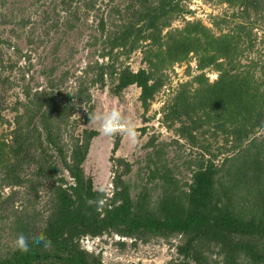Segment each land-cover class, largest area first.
Returning a JSON list of instances; mask_svg holds the SVG:
<instances>
[{"label":"trees","instance_id":"1","mask_svg":"<svg viewBox=\"0 0 264 264\" xmlns=\"http://www.w3.org/2000/svg\"><path fill=\"white\" fill-rule=\"evenodd\" d=\"M53 1L51 13L28 15V7L10 10V0H0V264H103L81 248V239L114 235L133 240L135 248L167 242L170 253L175 248L171 264H264V66L243 64V45L249 41L246 50L253 51L254 31L264 26V0H205L238 11L233 28L227 17L215 21L218 31L229 28L220 36L201 21H187L183 0H107V15L100 0ZM93 14L98 36L89 46L103 62L90 60L79 76L56 67L60 59H54L41 74L46 83L23 87L7 139L2 127L11 125L4 113L16 88L11 74L24 57L12 36L4 39L6 32L20 41L29 28L26 41L39 48L56 41V57ZM178 20L183 27L173 28ZM138 52L146 68L134 72L128 61ZM193 58L201 73L163 109L162 123L177 140L146 145L151 151L139 169L140 183L125 180L133 166L113 156V194L96 190L85 164L100 132L77 134L94 114L92 90L109 86L118 96L137 86L146 115L167 85V70ZM206 70L217 72L218 80L210 83ZM83 108L84 117L73 120ZM119 146L118 140L113 151ZM171 148L175 159L166 158ZM21 233H42L51 247L16 250Z\"/></svg>","mask_w":264,"mask_h":264},{"label":"rangeland","instance_id":"2","mask_svg":"<svg viewBox=\"0 0 264 264\" xmlns=\"http://www.w3.org/2000/svg\"><path fill=\"white\" fill-rule=\"evenodd\" d=\"M10 2V10L13 8L28 7L26 12L29 15L36 11L40 14L42 10L46 11L47 9L51 13L53 6L49 7V4L54 1L50 0L46 3V0H40L39 2H36V0H10ZM34 2L35 6L30 7ZM107 3V0H100L99 2L102 11H105V15H107L108 11ZM182 4L190 12L185 15L187 21H201L202 24L210 28L216 36L229 32V28L223 26L222 32L218 31V27L215 26V21L227 17V19L232 22L231 28L239 23L238 19L235 21L232 17L233 14L238 15V11L236 9H230L228 5H218L215 3L208 4L205 0H183ZM94 22L93 14L87 20V27L84 29L82 28L84 33L81 29L74 30L75 32L70 33L72 38H70L67 43L63 41L58 51L59 54L56 57L52 55V52L55 51V45L58 42L54 41L53 44L45 43L40 45L39 48L36 43L33 46L28 45L25 34L27 32V34H29V28L26 31L23 30L24 33L22 35V40L20 41L14 40V35L10 32H6L4 39H8L7 37L12 36L14 44L23 51L22 55L24 57L23 60L19 61L16 69L11 74V80L16 83V88L9 92V108L4 113L6 119L10 122V125L13 123L15 117L12 112V107H14V104L18 99H25L23 87L29 86L36 89L38 85L41 86L46 83L41 74L44 70L53 68L54 59H60L59 62H54L56 67L60 68V66H68L71 71H78L77 75L79 76L82 75L87 68L90 60H99L100 63L103 62V60L98 57V53L96 54L98 48L89 46V44H91V36H98V32H96L97 24H94ZM183 25L184 21L178 20L174 23L173 28H182ZM60 29L62 30V27ZM254 32L253 40L256 39L254 50H246L250 44L249 41L243 45V50H245L243 64L248 66L251 62H258L261 66H264V26L262 28H257ZM0 34H2V29H0ZM13 50L14 49L9 51L10 55H12ZM66 51H68L67 55ZM29 56H31V62H28ZM12 59L16 62L19 60V57L12 55ZM128 65L134 72L146 68V65L143 64L142 54L140 52L135 53L131 57L128 61ZM200 73L201 72L197 69L195 58L189 63L176 64L171 69H168L166 72L168 76L167 85L156 96L155 101L152 103L151 108L146 115L144 114L145 111L140 101L141 89L137 86L130 87L118 96L111 93L109 86L105 89L96 88L92 90L95 106L93 115H103L106 112L117 110L125 121H130L134 124V131L136 133V143L132 144L124 133L117 132L114 135H104L98 130L100 135L93 140L90 154L85 164L86 173L93 178L96 190L106 192L108 197L112 196L114 191V178L116 177L114 163L111 161L113 156L114 158L123 159L125 162H128L133 166L132 174L127 176L125 180L130 181L131 184H133L135 182L140 183L141 180L144 179L139 169L145 167L147 153L151 151V149L146 150V145H148L152 139H156L155 145L170 144L173 140H177L174 132L169 130L162 123L164 115L163 109L182 84L191 82L193 78ZM205 74L210 83H214L218 80L219 74L214 70H206ZM23 76H25L24 80ZM86 112L85 108H83L82 111L78 112L73 117V120L82 119ZM144 115L146 119H150L146 124L144 122ZM99 124L100 121L92 120L88 126L80 127L77 134H81L85 128L97 130L96 126H99ZM13 127V125H6L2 127V131L4 134L8 135ZM144 128L146 129V133L141 131ZM6 138L9 139V135ZM118 140L120 141V146L119 149L114 152L115 143ZM168 151L170 153L166 158L175 159L176 154H173L175 149L171 148ZM189 152L190 149L188 148L186 154H190ZM195 153L197 154V152ZM180 154H182L185 159V154H183L182 151ZM181 171L183 172V176L187 172V170L183 168ZM68 181L70 182V179H68ZM4 194L6 196L10 195V190L6 188ZM117 243L118 242L115 241L114 236L107 237L106 240L101 242L99 248L102 246L105 247L102 249L103 252H111L112 250L119 251V253L116 254L117 258L123 255L132 256L129 258H123V261H121L120 258L119 263L123 262V264H134L132 262L138 264H171L173 260L172 253L167 249L168 243L162 240H153L151 243L145 245L138 243L140 245H138L137 248L133 247L134 242H125L124 244L127 248L123 251L117 246ZM80 246L82 248L81 242ZM118 260L119 258L114 259L115 263L113 264H116Z\"/></svg>","mask_w":264,"mask_h":264},{"label":"clouds","instance_id":"3","mask_svg":"<svg viewBox=\"0 0 264 264\" xmlns=\"http://www.w3.org/2000/svg\"><path fill=\"white\" fill-rule=\"evenodd\" d=\"M85 110L87 111L86 108ZM88 115L90 117V121H100L99 128L102 134L114 135L117 132H121L126 135L132 144L136 143L134 124L130 121H125L119 111L112 110L111 112H106L103 115H93L88 113ZM33 244L43 245L45 248L51 247V241L42 233L32 237L21 233L14 242V248L22 252H28Z\"/></svg>","mask_w":264,"mask_h":264},{"label":"built area","instance_id":"4","mask_svg":"<svg viewBox=\"0 0 264 264\" xmlns=\"http://www.w3.org/2000/svg\"><path fill=\"white\" fill-rule=\"evenodd\" d=\"M114 238H115V241H117L118 243H120V242L133 243L134 242L133 240L121 238L118 235H114ZM106 239H107V236H104V237H91V236L83 237L81 239L82 249L84 251L90 253V254H93L96 256H101L103 264H113V263H115L114 259H118V258H119V260H118V262H116V264H123V262L119 263L120 258H121V261H123V258L132 257L129 255H123V256L117 258L116 254L119 253V251H117V250H112L111 252H103L102 249H104L105 247H103V246L101 248H99V247L101 245V242L103 240H106ZM174 243H176V241H174ZM167 249L170 250V247L168 245H167ZM173 252H175V248L172 249V253ZM132 263L138 264L135 262H132ZM142 264H144V263H142Z\"/></svg>","mask_w":264,"mask_h":264},{"label":"water","instance_id":"5","mask_svg":"<svg viewBox=\"0 0 264 264\" xmlns=\"http://www.w3.org/2000/svg\"><path fill=\"white\" fill-rule=\"evenodd\" d=\"M96 129H97V130H100L99 126H96Z\"/></svg>","mask_w":264,"mask_h":264}]
</instances>
